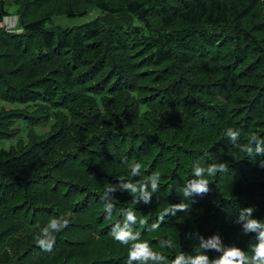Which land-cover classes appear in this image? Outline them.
<instances>
[{"label": "trees", "instance_id": "obj_1", "mask_svg": "<svg viewBox=\"0 0 264 264\" xmlns=\"http://www.w3.org/2000/svg\"><path fill=\"white\" fill-rule=\"evenodd\" d=\"M14 2L10 30L1 23L12 13L0 0V99L27 106L0 110V140L17 136L21 118L29 128L0 149V264H127L131 242L111 235L126 208L137 218L136 243L170 260L185 255L191 264L198 244L189 234L197 231L223 240L200 249L208 264L231 245L251 259L264 227L245 235L234 221L253 206L264 223V169L256 163L264 157H249L227 130H239V145L264 139V0ZM94 10L81 25H47ZM48 123L45 132L32 127ZM222 162L227 172L205 177L207 195L160 221L183 199L194 164ZM154 172L150 204L133 205V194L118 188L105 218L109 184ZM60 216L70 224L51 233L55 244L45 251L35 237Z\"/></svg>", "mask_w": 264, "mask_h": 264}, {"label": "clouds", "instance_id": "obj_2", "mask_svg": "<svg viewBox=\"0 0 264 264\" xmlns=\"http://www.w3.org/2000/svg\"><path fill=\"white\" fill-rule=\"evenodd\" d=\"M227 136L231 139V142L245 152L249 157L254 160L256 157H264V139L253 135L251 141L246 145H239L240 132L229 128L227 130ZM259 168L264 169V159H260L257 162ZM141 165L135 163L131 166V174L133 176L140 175ZM228 164L222 162L219 164H209L205 167L199 164L193 166L194 178L188 180L184 186L180 189L183 193V199L179 203L171 204L160 217V221L163 220L165 215H176L178 211L188 212L190 208L185 201L190 200L191 203H195L196 196L207 195L210 192L209 182L205 178L206 176H212L217 173L227 172ZM159 173H152L144 180L136 181L135 183L129 181H120L117 184H109L101 199L104 201V208L106 213V219L111 217L114 205L111 202L113 194L117 189H121V192L127 191L133 194V205L143 204L148 205L151 203L152 194L159 189ZM150 186V190H149ZM130 190V191H129ZM256 208L248 206L240 208L238 216L234 223L241 226L243 234L247 235L252 230L264 227V223H261L258 218L254 216ZM123 221H118L111 229V235L115 240L123 244H129L131 242V248L129 251V257L127 264H148L149 261L154 264L156 261H165L166 264H183L185 255H181L175 259H168L161 253L153 252L150 249V245L147 243H136L139 240V233L133 231L132 225L137 223V218L132 208L121 209ZM140 223H145L143 220ZM70 224V220L64 216L50 218L48 224L42 229L35 239L37 245L45 251H51L55 244V237L52 236V232H60L67 228ZM159 228V222L153 223L149 226V230H156ZM189 238L197 241L198 247L194 257L189 256L191 264H208V256L200 252V249L206 248H219L222 238L218 233L212 234L207 239L201 235L198 231L189 234ZM259 243L254 246V255L249 259L245 253H243L235 245H231L230 249L219 260H213L212 264H264V231L259 233L257 237ZM161 247H171V242L161 241Z\"/></svg>", "mask_w": 264, "mask_h": 264}, {"label": "rangeland", "instance_id": "obj_3", "mask_svg": "<svg viewBox=\"0 0 264 264\" xmlns=\"http://www.w3.org/2000/svg\"><path fill=\"white\" fill-rule=\"evenodd\" d=\"M7 1V9L12 13L11 16L15 15V12L17 10V5L15 4L14 0H6ZM99 13L98 10H94L93 12L86 14V15H81V16H75V17H70L66 15H57L54 17L52 22H48V26H62V27H73L77 25H81L85 22H88L92 19L95 18V16ZM11 21V18H9ZM16 20V18H14ZM8 21V20H7ZM6 21H3L1 25H5ZM27 105L24 103H19V102H9L0 99V110L1 109H17V108H25ZM16 127L20 129V132L17 134L15 138H9V139H2L0 140V149L5 148L8 149L10 148L13 144H16L17 139L21 136H25L27 131H28V124H27V119L26 118H21L17 121ZM32 127L36 128L38 131H48L50 129V124L48 123L47 125H32Z\"/></svg>", "mask_w": 264, "mask_h": 264}, {"label": "built area", "instance_id": "obj_4", "mask_svg": "<svg viewBox=\"0 0 264 264\" xmlns=\"http://www.w3.org/2000/svg\"><path fill=\"white\" fill-rule=\"evenodd\" d=\"M9 18H11V21H9L10 19ZM14 18H16V17H12V16H9V17H6L5 19H4V21H6L5 23V27L7 28V29H13L14 27H15V24H16V20L14 19ZM8 20V21H7Z\"/></svg>", "mask_w": 264, "mask_h": 264}]
</instances>
